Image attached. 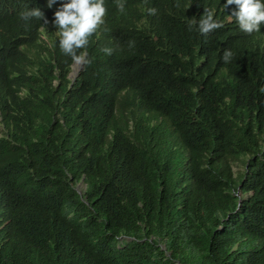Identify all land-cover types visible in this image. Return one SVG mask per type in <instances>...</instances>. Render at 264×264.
I'll return each mask as SVG.
<instances>
[{
	"label": "trees",
	"instance_id": "16d2710c",
	"mask_svg": "<svg viewBox=\"0 0 264 264\" xmlns=\"http://www.w3.org/2000/svg\"><path fill=\"white\" fill-rule=\"evenodd\" d=\"M225 2L105 0L73 79L60 5L0 0V264H264V25Z\"/></svg>",
	"mask_w": 264,
	"mask_h": 264
},
{
	"label": "clouds",
	"instance_id": "9594fccd",
	"mask_svg": "<svg viewBox=\"0 0 264 264\" xmlns=\"http://www.w3.org/2000/svg\"><path fill=\"white\" fill-rule=\"evenodd\" d=\"M118 10L123 13L125 10V0H116ZM60 6L54 13L53 26L58 29L59 47L66 54L72 57L74 63L79 66V71L83 63H87V53L82 52L77 55V51L86 48L91 37L98 28L104 25L107 8L105 0H48L47 7L51 9L53 5ZM235 6L228 21L233 19L237 22L239 28L248 34L260 32L264 25V0H226L223 4L224 10L229 6ZM150 15L156 13V9H148ZM41 19L45 24L49 21L45 18L40 8H30L20 14V19L27 22L31 19ZM189 27H195L201 35L222 27V24L215 18L214 9H204V14L197 21L189 19ZM134 42H130V45ZM105 53L111 54V49H104ZM232 52L225 51L223 59L225 62L231 58ZM71 68V71H72ZM79 73V72H78ZM77 73V74H78ZM77 74L70 73L75 79ZM264 91V89H262Z\"/></svg>",
	"mask_w": 264,
	"mask_h": 264
},
{
	"label": "rangeland",
	"instance_id": "374dc122",
	"mask_svg": "<svg viewBox=\"0 0 264 264\" xmlns=\"http://www.w3.org/2000/svg\"><path fill=\"white\" fill-rule=\"evenodd\" d=\"M79 66L77 64H75L72 68V71H71V75L73 76V74H77L79 72Z\"/></svg>",
	"mask_w": 264,
	"mask_h": 264
}]
</instances>
